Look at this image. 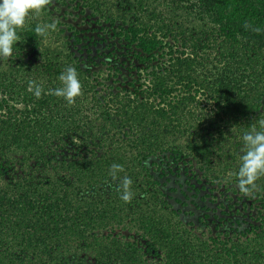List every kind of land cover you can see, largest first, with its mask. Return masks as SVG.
Listing matches in <instances>:
<instances>
[{"label": "trees", "instance_id": "16d2710c", "mask_svg": "<svg viewBox=\"0 0 264 264\" xmlns=\"http://www.w3.org/2000/svg\"><path fill=\"white\" fill-rule=\"evenodd\" d=\"M66 1L103 13L98 0ZM127 1L120 25L104 14L107 33L135 71L136 79L119 82L122 88L99 94L101 83L92 82L90 69L66 48L49 53L63 31L55 26L37 35V26L53 24L47 7L30 13L8 65L0 63V264H264V175L234 204L247 197L256 224L238 230L235 220L232 236L220 229L230 221L222 212L213 214L214 234L206 226L202 235L179 220L143 166L160 153L182 158V150L169 145L185 138L183 155L199 174L177 182L184 201H175L185 207L197 200L208 211L213 188L206 182L220 185L234 169L228 136L264 131V0ZM192 21L208 30L189 28ZM82 47L92 54L91 46ZM207 48L217 50L216 63L204 59ZM37 53L45 55L42 63L26 60ZM102 65L106 80L122 75ZM69 67L82 85L73 104L51 91L64 86L59 77ZM30 84L43 89L40 98ZM68 145L76 153L55 161V149ZM11 153L21 156L17 164L35 162L28 169L50 168L51 180L28 173L5 181L15 163ZM113 164L123 166L116 177ZM125 177L132 181L128 202L121 199ZM235 184L239 188V180ZM227 193H237L234 185Z\"/></svg>", "mask_w": 264, "mask_h": 264}, {"label": "rangeland", "instance_id": "374dc122", "mask_svg": "<svg viewBox=\"0 0 264 264\" xmlns=\"http://www.w3.org/2000/svg\"><path fill=\"white\" fill-rule=\"evenodd\" d=\"M98 1L102 5L100 10L103 13H99L98 11L93 12L88 8L83 9L82 5H77L76 3H71L67 1L66 3H62V0H50L46 7L50 14L52 23L58 28V30L63 31V33H61L59 37L60 40L58 44L51 43V45H49V47L51 46L49 48V53H53L55 56L57 48L56 46H63L64 48H66L70 52V54H73L72 58H76L78 61L82 62L83 67L90 69L92 82L97 79V83H101V85H99L96 90L99 92V94H103L108 91L110 86H112L113 88H122V85L119 82H123V84L128 83L136 79V76L135 71H133L134 69L132 63H130L127 58L123 57L120 52H118L119 44L116 43V40L111 39V34L109 35L107 33L108 27H110V25L109 23H105L104 21V14L107 13L108 16L117 19L116 25H120L122 19L128 16V9H125L123 5H121V3L127 4L128 1ZM78 3L82 4L80 2ZM97 22H99L101 25H99ZM101 26L105 27L106 29L102 31ZM187 26H189V28L197 27L198 30H208V26H206V24L204 23L202 24L200 21H192V23L189 25L187 24ZM75 32L78 33L76 34L77 36L74 35ZM208 35L209 34L207 32V37H209ZM77 37L82 39L81 44H77V42H75V39ZM90 37H92V39H90ZM101 37H106L107 40L105 39L104 43H100L99 45L97 44L96 47H92L94 41L101 42ZM87 44L91 46L90 49L92 50V54L90 55L84 54L85 52L83 51L84 49L82 46L87 47ZM208 44L210 45L211 42H208ZM202 55L204 59L209 61L212 60L216 63L214 57L217 56V50L207 48L205 53H202ZM54 56H51V58H53ZM87 56L94 57L93 62H95L98 67H95L88 63L89 60L86 58ZM44 57L45 55L37 53L27 56L26 60H31L33 62L32 64H40L45 59ZM8 58L9 57H0V63L5 64V66H7L8 60L6 62L5 59ZM133 63H135V61H133ZM102 64H106L110 68H118L119 70H121L122 75L120 74L117 79L111 77L110 79L108 78L109 80H106L107 71L105 65ZM129 69L132 71H130ZM112 72L113 71H111V73ZM114 91L115 89H113V92ZM232 136L229 135L227 138V140L230 139L229 141H227V149L231 152L230 154L234 155L235 161H230L234 169H230L228 176L222 177L223 181L220 183V185L218 181L215 183V185H211L206 182V188H213V197H211L207 204L208 211H204L202 209L203 207H201L202 205L196 202L197 200H195V203L193 204H189V200H187L186 203L188 205L185 207L175 201V198H180L182 201H184V198L180 194V191L184 188H179L178 183H182L184 179H186L188 175L191 174V172L193 171L194 173L196 172L197 174H199L196 167L189 165V159L183 155L186 154V151L184 150V146L186 144L185 138H178L177 140L173 139L171 140V145H169L174 149L176 148L182 150V158H172L173 156L170 157V153L165 152L163 154L160 153L154 157H149L145 162H143V166H145V168L154 177V179L160 183V188L168 197H166V199L171 208L176 213H179L177 214L179 220H181L183 223H186L187 225H192L195 231H198L202 235L208 234L209 232L206 226H209L208 228H210L211 233L214 234L213 232H215L216 230L215 226L217 225L218 221L217 219H214L213 214L222 216V212H228V216H230V221L227 222L226 225L222 226V228L220 229H226L232 236H236V234H238L237 231H234L235 227L237 226V224H235V220H239V222L241 223L240 227L238 226V230L249 228L250 224H256L254 221V219L256 218V209L253 204H251L252 202L246 199L247 197L242 196L243 201L240 202L238 206H234L235 202L237 201L236 196L241 195L243 193L239 191L240 189L237 187V184H235V182L239 180V168L242 164V157L247 151V149L241 137L239 138L236 134H233ZM75 153L76 152L75 150H73L72 145H68L64 147V149H55V161L60 160L62 157L66 156L67 159H69ZM9 156L14 159L15 163L13 164V168L7 171L5 181H8L10 178H15L21 175L28 176V173L30 176H34L36 180L43 181L47 177H49L51 180L52 175L50 168L43 171L44 173H41L39 171L37 172V168L28 169V166L36 165L35 162L29 161L27 164H17L18 162L22 161L21 156L16 153H11L9 154ZM22 165L25 166L22 167ZM52 165L56 167L58 164L53 162ZM169 171L172 172L170 173ZM62 174H64V172H62ZM232 185H234L237 191V193L235 194L227 193V190H229ZM199 187L200 185H198V188ZM173 188L177 190L176 193L172 191ZM205 193L206 191H203L201 194ZM214 198L217 199L214 200ZM228 206L233 207L232 209H228ZM205 214L208 216V218L204 216Z\"/></svg>", "mask_w": 264, "mask_h": 264}, {"label": "clouds", "instance_id": "9594fccd", "mask_svg": "<svg viewBox=\"0 0 264 264\" xmlns=\"http://www.w3.org/2000/svg\"><path fill=\"white\" fill-rule=\"evenodd\" d=\"M49 2L50 0H0V57L13 55V46L19 41L17 30L23 28L30 13L41 12ZM245 27L249 26L246 24ZM50 28H55V25L37 26L35 32L37 35L44 36ZM253 30L257 33L262 31L259 27ZM59 78L64 86L51 91L56 96L63 97L69 104L75 103V98L82 95V85L76 70L69 67ZM28 90L34 91L37 98L41 97L43 91L40 86L33 87L32 84ZM243 142L247 151L242 157L238 177L240 191L247 194L256 187V181L260 176L264 175V131L253 129L252 132L245 133ZM122 171L123 166L120 164H113L111 167L113 177ZM131 184V179L125 177L123 180L124 193L121 196L125 202L132 199V194L128 190Z\"/></svg>", "mask_w": 264, "mask_h": 264}]
</instances>
